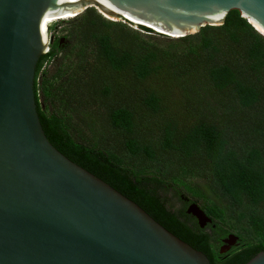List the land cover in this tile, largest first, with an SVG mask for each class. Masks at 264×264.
<instances>
[{
  "label": "trees",
  "instance_id": "trees-1",
  "mask_svg": "<svg viewBox=\"0 0 264 264\" xmlns=\"http://www.w3.org/2000/svg\"><path fill=\"white\" fill-rule=\"evenodd\" d=\"M60 22L72 27L62 38L72 40L75 61L60 64L53 38L32 75L48 143L209 264H242L264 251V38L235 10L176 38L131 30L90 7ZM174 89L183 125L168 114ZM93 107L101 124L86 113ZM195 169L198 181L187 180ZM168 186L195 198L241 244L216 258L208 234L166 205Z\"/></svg>",
  "mask_w": 264,
  "mask_h": 264
},
{
  "label": "water",
  "instance_id": "water-1",
  "mask_svg": "<svg viewBox=\"0 0 264 264\" xmlns=\"http://www.w3.org/2000/svg\"><path fill=\"white\" fill-rule=\"evenodd\" d=\"M84 5L171 38L235 10L264 38V0H0V264H209L42 133L32 93L42 26ZM184 213L209 221L193 203ZM242 264H264V251Z\"/></svg>",
  "mask_w": 264,
  "mask_h": 264
},
{
  "label": "rangeland",
  "instance_id": "rangeland-1",
  "mask_svg": "<svg viewBox=\"0 0 264 264\" xmlns=\"http://www.w3.org/2000/svg\"><path fill=\"white\" fill-rule=\"evenodd\" d=\"M87 7H90L91 9H93V11L95 13L98 12L94 6L89 5ZM82 11H83V9H81L77 14L81 13ZM103 16H105L104 19L108 20L107 15H103ZM238 16H239V14H238ZM110 18H111L110 20H112V21L121 22L118 19H114L112 17H110ZM128 28L131 30L135 29V27H133V26H130ZM71 29H72V27L70 26V23H68V22H65V23L56 22L54 25H52V27L50 26V30H54L56 33L55 37H57V42L59 44V47L62 48V51L59 55V58H61V61H60L61 65L64 61L71 62V64L75 61L76 49L75 50L72 49V47H73L72 40H69L68 38H62V35H66V33ZM51 66L52 65L46 63L41 69H46L45 72L48 71L51 73V71H52ZM37 81L38 80H36V82ZM180 97H181V95H180V92L178 90L174 89L173 91H170V90L168 91L167 99L171 102V107L168 108V114L172 115V117H174V118H177L179 120V122L181 123V125H183L184 123L181 121L182 114H180L181 112L179 111ZM88 112H90V113H88ZM98 112H100V111L99 110L95 111V109L93 107L92 110L89 109L86 113H88V115L90 116L89 118L92 119L93 122H96L98 124V123H100L99 119H94L97 115L96 113H98ZM214 116H215V118H217L219 120H226L227 119L226 117H228L227 113H225V112H217V113H215ZM181 125H180V127H181ZM198 171L199 170L195 169L192 173V176L186 177L187 180H192L194 182L198 181L199 176L196 174ZM160 194L162 195L163 198L168 200L170 204L180 206L179 203L176 201V197L172 194V191L169 188V186ZM240 244L241 243L238 242L237 246H239ZM236 247L232 248V250L235 249ZM213 248L214 249H212V252L214 253L216 248L215 247H213Z\"/></svg>",
  "mask_w": 264,
  "mask_h": 264
},
{
  "label": "flooded vegetation",
  "instance_id": "flooded-vegetation-1",
  "mask_svg": "<svg viewBox=\"0 0 264 264\" xmlns=\"http://www.w3.org/2000/svg\"><path fill=\"white\" fill-rule=\"evenodd\" d=\"M53 38H55L57 42V38L52 37V39ZM175 197H176V201L179 203L180 206L172 205L169 203L168 200H166V205H169L171 207L170 209L176 211L180 210L184 215H186V220L189 225L197 226L195 219L192 216L184 213V208L189 203L195 204L199 208V210H201L204 216L209 219V221L204 222V224L201 227L198 226L197 227L198 229L204 230L208 234V238L210 241L209 247L211 249H214L213 247L216 248L215 252L214 253L212 252V254L216 258L223 260L224 255H226L227 252H229L230 250H232V248L238 245L239 242L238 238L232 232H228L227 230L223 229L221 226L220 227L217 226L215 222H213L211 218L208 217L207 213L204 210V207L195 198L182 193H178Z\"/></svg>",
  "mask_w": 264,
  "mask_h": 264
},
{
  "label": "built area",
  "instance_id": "built-area-1",
  "mask_svg": "<svg viewBox=\"0 0 264 264\" xmlns=\"http://www.w3.org/2000/svg\"><path fill=\"white\" fill-rule=\"evenodd\" d=\"M98 13L100 14V16H102L103 18H105V16H103V14H101L100 12H98ZM107 18H108V20L111 19L110 17H107ZM64 19H66V18H64ZM58 21L59 20H57V21H51V22H47L46 23V28L44 29L45 43H44V48L42 50V54H45L48 51V45H49L50 40L52 39V37H55L56 36L55 31L54 30H50L49 27H50V25H54ZM119 21L124 22V23H127V22H125L123 20H119ZM45 62L48 63V61H45ZM45 62L43 64H45Z\"/></svg>",
  "mask_w": 264,
  "mask_h": 264
},
{
  "label": "bare ground",
  "instance_id": "bare-ground-1",
  "mask_svg": "<svg viewBox=\"0 0 264 264\" xmlns=\"http://www.w3.org/2000/svg\"><path fill=\"white\" fill-rule=\"evenodd\" d=\"M85 6V5H84ZM89 6V5H88ZM86 7V6H85ZM82 8H84V7H81L79 10H81ZM79 10L78 11H76L75 13H77V12H79ZM75 13H72V14H69V15H66V16H54V17H51V18H49V19H47L46 21H45V23L43 24V26H42V28H43V31H44V29L46 28V23L47 22H51V21H57V20H62V19H64V18H69V16H73ZM253 27V26H252ZM257 31V30H256ZM258 32V31H257ZM259 33V32H258ZM260 34V33H259ZM262 35V34H261ZM262 36H264V35H262ZM169 37H172V36H169ZM173 37H175V36H173Z\"/></svg>",
  "mask_w": 264,
  "mask_h": 264
},
{
  "label": "clouds",
  "instance_id": "clouds-1",
  "mask_svg": "<svg viewBox=\"0 0 264 264\" xmlns=\"http://www.w3.org/2000/svg\"><path fill=\"white\" fill-rule=\"evenodd\" d=\"M78 13V12H77ZM77 13H75L73 16H69V18H66V19H70V18H72V17H74L75 15H77ZM98 13V12H97ZM99 14V13H98ZM100 15V14H99ZM108 17H110V16H108ZM66 19H62V20H59L58 22H60V21H65ZM115 19V18H114ZM112 21V20H111ZM165 37H167V36H165ZM168 38H171V37H168Z\"/></svg>",
  "mask_w": 264,
  "mask_h": 264
}]
</instances>
